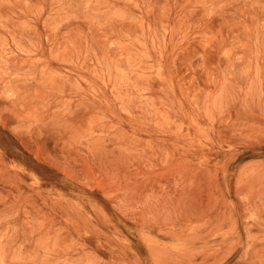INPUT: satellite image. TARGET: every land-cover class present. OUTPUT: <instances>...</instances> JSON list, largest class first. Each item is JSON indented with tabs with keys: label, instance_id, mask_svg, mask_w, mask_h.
<instances>
[{
	"label": "rangeland",
	"instance_id": "374dc122",
	"mask_svg": "<svg viewBox=\"0 0 264 264\" xmlns=\"http://www.w3.org/2000/svg\"><path fill=\"white\" fill-rule=\"evenodd\" d=\"M0 264H264V0H0Z\"/></svg>",
	"mask_w": 264,
	"mask_h": 264
}]
</instances>
